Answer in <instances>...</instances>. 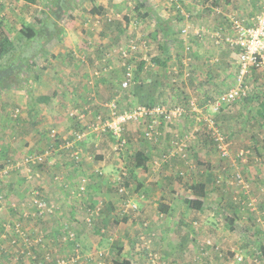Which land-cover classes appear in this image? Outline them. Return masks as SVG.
Instances as JSON below:
<instances>
[{
    "label": "rangeland",
    "instance_id": "1",
    "mask_svg": "<svg viewBox=\"0 0 264 264\" xmlns=\"http://www.w3.org/2000/svg\"><path fill=\"white\" fill-rule=\"evenodd\" d=\"M94 1V6L100 10L92 12V4L88 0H74L69 13L71 18L65 17L58 22L63 32L62 39L56 43L57 47L62 48L60 44L69 29L80 33L84 41L83 49L81 57H75L74 62L77 61L81 68L89 67L93 73L92 80L89 79L93 81L89 85L92 86L91 91L88 90L79 106H74L75 109L69 110L64 117L69 127L74 129L73 133L81 129L78 114L83 116V121L91 122L94 116L101 114L102 106L113 98L118 100L122 113L149 102L165 107L180 105L189 112L188 102L193 100L201 110L200 117L212 118L214 129L224 136L228 156L222 157L216 149L210 125L203 119L197 122L194 119L196 114L190 112L180 122L170 125L164 137L153 142L143 138L141 123H126L123 129L126 143L119 150L115 148L117 142L110 135H88L79 143V147L88 144L86 151L95 162L101 156L98 151L107 153L108 161L112 162L111 171H108L109 184L103 185L107 195L100 196L95 204L89 203L84 201L88 184L86 191L76 196L77 183L68 196L76 200L74 203L79 200L78 207L64 210L59 218L56 217V213L60 214L57 205L45 200L43 192H40L42 198L56 208L54 214L43 218L35 217V210L31 206L26 208L23 200L16 201L20 195L24 200L29 198L30 190H39V184L34 181L36 177H23L24 169L21 166L16 171H8L0 182L3 195L0 209V264H57V260L62 259L64 264H114L115 261L131 259L129 253L134 252L137 244L147 247L140 248V251L144 249L138 258L142 264H151L152 259L153 264H264L258 249L264 243V119L257 116L260 104H264V78L260 73L251 71L239 79L237 51L228 41L233 36V21H243L247 25L251 18L264 9V0ZM48 6V0H37L34 4L20 0H0V39L9 38L15 51L24 49L30 36L25 28L36 27L45 17ZM159 24L169 28L167 40L159 32ZM183 28L186 34L181 33ZM154 34H157L155 38ZM130 44L135 45V51L124 61L119 52ZM32 47H36L35 44ZM91 48L94 50H87ZM156 58L165 59V66L154 64ZM34 63L37 71L45 61L36 57ZM123 63L130 64L133 72L125 89L121 88L125 73ZM103 80L109 81L112 86L101 90ZM239 85L246 90V97L213 115L209 102ZM82 107L84 111H81ZM17 119L22 120L21 117ZM185 121L189 124L181 131L179 126ZM174 136L185 139L188 154L183 159L175 157L162 163V156L169 148L167 142ZM23 138L19 135L13 143L18 141L26 148L28 140ZM51 145L54 144L51 142ZM193 146L196 152L190 150ZM56 149L55 146L47 149L52 153L44 164L34 166L35 173L40 175V171H44L48 159L57 153ZM147 149H150L149 157L153 161L156 151L159 165L163 164L164 172L170 178L167 187L175 188L170 191L174 197L177 193L182 198L181 202H191L188 208L194 211L182 216L177 221L176 229L182 228L192 234L182 237L188 239L194 252L193 248H187L185 252L165 254L166 249H153L158 239L155 229L152 234L146 220L133 217L131 212L139 211V204L134 203L137 206L135 210L126 205L131 203L133 196L141 194L142 190L137 184L146 181L144 174L153 176L149 191L154 194V169L135 168V155ZM36 153L40 154V151H30L28 155ZM238 154H241L240 158ZM20 156L0 157V165L7 161L21 162L24 157ZM125 172L127 176L123 177L122 173ZM138 173L142 174V178L138 177ZM113 175L116 177L112 181ZM54 177H57L56 181L60 180L59 175ZM11 180L14 182L11 183ZM193 180L195 183L192 185H203L202 181L207 180L208 193L212 192V197L216 198L212 200V207L206 206V211L205 206L202 210L199 207L202 204L200 198L192 199V195L197 197L194 192L191 195L192 185L189 184ZM120 188L124 190L120 192ZM144 193L150 196L149 192ZM112 194L119 199L113 210L117 222L111 220L103 224L102 220L107 214L105 199L108 200ZM7 199L9 204L5 209ZM120 201H123V208L118 205ZM12 203L15 204L13 207L16 212L11 211ZM124 208H128L127 211ZM208 212L214 215L210 217ZM90 216L93 220L88 222ZM126 216L133 223L132 227L136 225L142 230L145 236L143 241L136 238L139 230H127ZM156 216V223H161L163 227L169 224L175 230V225L170 226L165 215L158 212ZM17 220L22 223L26 241L11 231V224ZM28 223L32 225V230H29ZM202 228L205 234L199 232L203 231ZM34 239L43 240L42 245L30 246ZM207 240L211 246L206 243ZM111 248L120 251L112 255L108 253ZM235 256L241 260H236Z\"/></svg>",
    "mask_w": 264,
    "mask_h": 264
},
{
    "label": "crops",
    "instance_id": "2",
    "mask_svg": "<svg viewBox=\"0 0 264 264\" xmlns=\"http://www.w3.org/2000/svg\"><path fill=\"white\" fill-rule=\"evenodd\" d=\"M95 4L96 3L94 1V5ZM68 31L69 32L65 35V37H63V43L61 42L60 44L62 46L61 49L57 47L56 43H59L62 37H60L59 41H54L46 46L47 54L45 56H39L41 57V61L44 60L45 63L40 66L41 68L39 70L36 71L38 78L32 83L30 89H27L25 84L22 89L0 91V157H4L6 155L18 158L19 154L25 157L30 151L34 152L38 150L41 154L45 150L51 148V146H55L57 148L55 151L57 153L53 157L49 158L46 162L47 164L44 168V171H40V175L37 173L38 176L34 179V181L39 184L38 188L40 192H43V198L50 203L56 204L58 211L60 210V214L56 213L57 218L62 217L64 210L68 211L71 207L75 210L79 200L74 203L76 200L73 198L71 199L68 194L70 190L75 188L82 177L88 179V189L86 191L87 196L84 197V201L95 204L98 202L100 196L107 195L106 189L103 188V185L105 184L108 186L109 184L108 179L110 176L108 171H111L112 164V162L108 161V154L100 151L97 152L101 153L98 161H93V158H91L89 153L86 151V148H88V144L86 143L81 145V148H83L82 160L77 164L73 162L69 156L70 149L64 148L65 145L72 140L74 130L72 127H69L64 117L67 115L69 110L75 109L74 106H79L80 102L82 101L81 98L85 97L84 94H86L88 90L91 91L92 86L89 85H92L93 83V81H89V79L92 78L91 76H93L92 69L89 67L81 68L77 61L74 62L75 57H81L80 53H82L83 49L82 43H84L83 38L81 37L80 33L76 34L70 29ZM100 40L101 38L98 40V42H100ZM88 44H90V42H88ZM87 50L93 51L94 48ZM87 55H90L89 52H87ZM103 82L104 83L100 84L101 90L102 88L104 90L109 89L112 86L107 80H103ZM39 96L46 98L45 101L42 103H37L35 98ZM84 108H80L81 111H84ZM15 109H19L20 112L14 117ZM18 117H21L22 120L17 119ZM188 124L189 123H186V121L185 123L182 122L181 126H179L180 130H185V126H188ZM32 126H34V128H32ZM78 128L79 124L77 123L76 129ZM52 129L56 130L57 132L55 139L53 138L54 140L50 136V131ZM19 135L21 138L24 137V140H28V144H25L26 148H23L18 141L13 143L15 137H18ZM31 140L33 142H31ZM51 142L54 145H51ZM110 148L112 149L113 147L111 146ZM149 150H144L142 153L148 158L146 167H152L154 169L152 171L154 174V194L150 193L151 191H149V188L152 187L149 182L153 180V176L144 174L143 177H146V181L144 183L140 182L137 184V187L140 186V190H142L141 194L147 191L149 192L150 196L145 195V193L144 195L139 194L135 195V197L133 196L132 200L130 201L131 203H136L137 205L139 204L140 210L137 212L133 211L134 213H131L133 217L146 220L149 223V228L150 231H152V234H154L155 229L158 239L156 240L155 244H153V249H166L168 252L166 251L165 254H169L174 251L185 252L187 248H193V246H191V244L188 242V239L182 237V235L191 236L192 234L187 230L183 231L182 228L176 229L178 225L177 221L182 216H185L186 213L194 210L188 208L189 205H187L185 202H181L182 198L178 197L177 193L176 197H174L173 193L170 192L175 188L174 186L167 187V182H170V178L166 176L168 173L164 172L163 164L159 165V159L155 150L154 161L151 160L149 157ZM190 150L196 152V148L194 146L191 147ZM32 169L34 172V167ZM137 169L139 168H136V170ZM54 175H59L60 180L56 181L57 178L54 177V179ZM24 176H26L25 172L23 177ZM112 177L113 181L116 176L113 175ZM138 177L142 178V174L138 173ZM198 177L202 176L198 175ZM12 181L13 180H11V183ZM205 182H207V180ZM205 182L202 181L203 185H205L203 186L204 192H207L209 195L208 196L205 193L206 197L208 196L207 198H202L199 196L194 198L192 195V188L191 195L192 199L194 200L198 198L201 199L202 204L199 207H201L202 210L203 206H205L204 210L206 211V206L211 205L212 207V200L215 201L216 198L212 197V192L208 193V188H206ZM194 183L195 181L193 180L189 185ZM3 184H5V181ZM17 184V182L14 184L15 189ZM41 188L43 189L41 190ZM183 190L184 189L182 188L181 191ZM129 198L130 197L126 198V200ZM28 199L29 198L27 197L24 200L22 195H20L17 197L16 201L23 200L26 208H28L30 206ZM70 199L72 202L69 201ZM105 201L106 204H111L113 210H115V205L119 202V199H117V197L112 194L110 195V198H108V200L105 199ZM121 202L123 203V201H120L118 205L123 208ZM131 203L126 204L128 208ZM8 204L9 203L7 199V201L5 200V209ZM13 205L15 204H11V211L16 212V209L13 207ZM104 209H106L105 205ZM127 209L124 208V211H127ZM158 212L162 215H165V218H168L170 221V226L175 225V230H173V227H169V224L163 227L161 223L155 222L157 219L156 214ZM207 215L212 217L214 213L208 212ZM126 217L128 219L126 222L127 230L130 231L132 229H137L139 230V234L136 238H145L144 233H141L142 230L136 225L135 227H132L133 223L129 222L131 220L128 216ZM27 226L29 230H32V225L30 223H28ZM199 232L201 234L206 233L204 230ZM161 239L164 241H160ZM160 244L162 246H160ZM141 246L142 245L137 244L135 246L134 252L129 253L131 259L127 260L126 258V260L130 261L131 264H142V262H138V258L140 256L139 253L144 251V249L140 251ZM194 251L195 249L193 248V252ZM122 252L124 253V251Z\"/></svg>",
    "mask_w": 264,
    "mask_h": 264
},
{
    "label": "built area",
    "instance_id": "3",
    "mask_svg": "<svg viewBox=\"0 0 264 264\" xmlns=\"http://www.w3.org/2000/svg\"><path fill=\"white\" fill-rule=\"evenodd\" d=\"M232 24L233 36L232 39L228 41L229 45L237 51L236 58L239 66V79L241 80L251 71L260 73L264 78V9L259 14L251 18L249 22H247V25L243 24V21H233ZM181 33L186 34V29L183 28ZM135 48L134 44H130L126 48L121 49L119 52L120 57L124 61L129 59L132 52L135 51ZM123 66L125 73L123 78L124 80L121 82V88L125 89L132 79L133 72L130 64L127 65L126 63H123ZM103 70L104 72L107 71L106 68ZM246 95V90L241 89V86L239 85L238 87L232 88L224 94L217 96L212 102H209L208 106L210 107L213 115H215L220 113L224 107L245 98ZM188 106L189 112L196 114L194 119L197 122L203 119L210 125L216 149L222 157H227L228 149L224 143V136L218 130L214 129L213 119L200 117L201 111L196 107L193 100L188 102ZM102 108L101 114L94 116L91 122H85L83 121L82 115H77V119L79 120L78 123L80 124L81 129L73 133L72 140L64 147L70 149L69 156L73 162L79 163L81 161L82 149L79 147V143H81L88 135L95 137L110 135L117 142L115 148L119 150L126 143L123 138V129L124 125L128 122L141 123L143 127V138L149 142H153L164 137L170 125H174L190 115L189 112L180 105L165 107L160 104L152 107L135 106L122 113L119 109L118 100H116V98L111 99L108 103L104 104ZM19 112V109H15L14 117L19 114ZM70 115L73 116L74 114ZM56 135V130L52 129L50 131L51 138L55 139ZM167 143L169 148L167 153H164L162 156V163L168 162L170 159L175 157L183 159L188 154L185 139L180 140L177 136H174ZM51 153V150H45V152L41 154L27 155L21 162L0 165V182L3 181L4 175H6L8 171H16L20 168V166L24 168L27 178L29 177L32 179L33 177H37L38 174L34 173L32 168L34 166L44 164L46 158L51 155ZM237 157L240 158L241 154H238ZM122 176H127V172L122 173ZM120 178H118V180H120ZM87 184L88 179L85 177L79 181L76 196H79L86 191ZM1 188L2 186L0 185V191ZM123 190L124 188L119 189L120 192ZM30 192L31 194L29 196L28 203L31 208L35 210V217L43 218L48 214H54L56 208L42 198L38 189L34 188L30 190ZM2 200L3 195L0 192V209L3 205ZM248 206L252 205L248 204ZM129 209L135 210L137 209V206L134 203H131L129 205ZM92 220L93 218L91 216L87 218L88 222ZM10 228L19 239L26 241L25 232L20 220L11 224ZM140 239L143 241L145 238L141 237ZM42 241L43 240L41 239H34L30 243V246L39 247L42 245ZM206 243L210 246L212 245L208 240ZM142 247L144 246L142 245ZM235 259L241 260V258L237 256H235ZM150 261V263L153 264V259ZM57 264H64V260H57Z\"/></svg>",
    "mask_w": 264,
    "mask_h": 264
},
{
    "label": "trees",
    "instance_id": "4",
    "mask_svg": "<svg viewBox=\"0 0 264 264\" xmlns=\"http://www.w3.org/2000/svg\"><path fill=\"white\" fill-rule=\"evenodd\" d=\"M26 3L34 4L37 0H21ZM92 4L91 11L95 12L94 0H88ZM74 0H48V10L43 17L37 23L34 28H25L29 32L30 36L25 43V47L22 50L15 51L11 40L7 37L0 39V91L18 90L23 86H27L30 89L33 82L37 80L36 64L34 59L39 56H45L47 54L46 46L52 43V41L60 40L63 29L59 26L58 22L63 18H71L70 10ZM97 10V11H98ZM160 23V22H159ZM160 25V24H159ZM163 33L164 38L167 40L169 35V28L167 26H159V32ZM157 34H154V38ZM35 44L36 47H32ZM3 61V62H2ZM154 64L161 67L165 66V59H154ZM44 97H36L37 103L45 101ZM155 106V103L149 102L145 107ZM257 116L264 119V104H260V108L257 111ZM135 168H146L148 158L141 152L135 155ZM6 163H15V161H7ZM24 169V168H23ZM25 172V171H24ZM192 191L199 197L205 196L203 185L190 186ZM187 205H190V201H185ZM106 216L103 218V224L109 223L111 220L117 222L113 214V207L111 204H105ZM125 220V219H124ZM126 221V220H125ZM262 259H264V243L258 246ZM119 253L120 250L114 248L110 249L112 255ZM114 264H131L129 261H115Z\"/></svg>",
    "mask_w": 264,
    "mask_h": 264
},
{
    "label": "clouds",
    "instance_id": "5",
    "mask_svg": "<svg viewBox=\"0 0 264 264\" xmlns=\"http://www.w3.org/2000/svg\"><path fill=\"white\" fill-rule=\"evenodd\" d=\"M81 149H82V148H81ZM81 160H82V159H81ZM80 162H81V161H80ZM80 162H79V163H80ZM76 164H77V163H76Z\"/></svg>",
    "mask_w": 264,
    "mask_h": 264
}]
</instances>
